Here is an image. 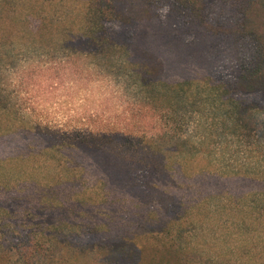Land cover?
<instances>
[{
    "label": "trees",
    "instance_id": "obj_1",
    "mask_svg": "<svg viewBox=\"0 0 264 264\" xmlns=\"http://www.w3.org/2000/svg\"><path fill=\"white\" fill-rule=\"evenodd\" d=\"M142 3L152 13L147 19L128 17L116 0H87L85 22L78 33L65 31L59 38L47 33L54 31L49 30L52 23L45 20L43 29L29 34L35 38L32 44H41L42 53L51 58L50 63L38 65V73L45 69L59 71L57 67H61L64 73L69 71L70 79L76 75L91 84L97 76L104 84L134 90V104L143 120H150L152 125L153 118H165L163 134L137 137L135 141L136 137L125 131L124 140V135L119 136L110 127V120H105V129L81 119L83 128L66 130L64 126L25 118L18 103L20 94L11 92L2 77L12 72L2 63L5 56L14 57L4 54L2 48L16 42L21 33L15 17L10 16L0 17V118L15 117L16 124L5 134L22 132L41 149L40 155L60 154L68 160L54 166L61 170L59 178L65 174L81 182H95L111 201L123 196L125 200L134 199L136 205L152 203L157 207L163 203L168 218L181 208L171 190L175 184L171 181L177 177L172 168L178 167L184 175L189 172L183 160L191 141L180 130L188 122L186 115L196 126L202 123L201 112L196 110L201 96L213 99L220 111V123L225 130L232 129L233 135L264 133V0ZM147 22L152 27L144 29ZM29 72L30 68L25 67L23 76ZM173 115L180 116L179 121L170 120ZM225 165L215 172L224 175L229 169ZM154 198L159 201L152 202ZM1 212L0 264H213L196 260L175 238L174 226L180 232L183 221L175 222L178 215L165 225L162 252L153 244L138 246L119 236L102 242L99 233L88 236L83 243H70L53 238L46 229L36 232L9 226L7 221L4 224L8 213ZM85 254L90 255L88 261L83 260Z\"/></svg>",
    "mask_w": 264,
    "mask_h": 264
},
{
    "label": "rangeland",
    "instance_id": "obj_2",
    "mask_svg": "<svg viewBox=\"0 0 264 264\" xmlns=\"http://www.w3.org/2000/svg\"><path fill=\"white\" fill-rule=\"evenodd\" d=\"M116 1L128 17L147 19L152 14L142 0ZM86 2L0 0V17H15V26L21 32L16 42L2 48L4 54L14 55L12 59L5 56L2 63L12 72L2 77L11 92L20 94L18 103L24 117L64 126L66 130L83 128V122L89 121L95 128L105 129V120H110V127L119 136L128 131L136 137L135 141L163 134L165 118L163 121L153 118L152 125L150 120H143L134 104V90L104 84L97 76L91 84L76 75L70 79L69 71L64 73L61 67H57L59 71L36 70L38 65L50 63L51 58L42 53L41 44H32L35 38L29 32L43 29V22L48 20L52 23L49 30L54 34L47 33L59 38L65 31L78 33L85 22ZM151 27L150 22L144 24V29ZM22 34L25 36L21 37ZM50 44L52 48L53 43ZM25 67L30 72L23 76ZM20 76L22 83L18 82ZM198 100L201 105L196 110L201 112L202 123L196 126L186 115L188 122L180 130L191 141L183 160L189 172L184 175L177 166L172 168L177 177L171 181L175 183H171V190L181 204L176 209L175 216L179 219L175 222L183 218L180 232L174 226L175 238L189 248L196 260L213 264H264V133L233 135L232 129L225 130L220 123V111L213 99L201 96ZM205 108L207 111L203 113ZM179 118L173 115L170 120ZM14 119L0 118V211L8 213L4 224L7 221L9 226L19 225L36 232L46 229L53 238L70 243H83L97 233L102 242L119 236L138 246L153 244L163 252L165 225L175 218L166 217L163 203L156 204L157 207L152 203L136 205L134 199L125 200L123 196L111 201L94 181L81 182L78 177L65 174L63 179L59 178L61 170L54 166L68 160L60 154L40 155L41 149L22 132L5 134L16 124ZM223 164L229 168L225 171L228 175L215 172ZM238 170H242L238 175L231 174ZM157 200L154 198L152 202ZM89 256L85 254L83 260L88 261Z\"/></svg>",
    "mask_w": 264,
    "mask_h": 264
}]
</instances>
